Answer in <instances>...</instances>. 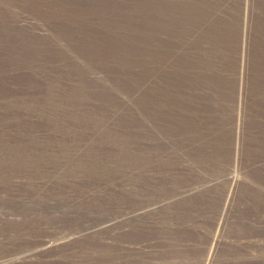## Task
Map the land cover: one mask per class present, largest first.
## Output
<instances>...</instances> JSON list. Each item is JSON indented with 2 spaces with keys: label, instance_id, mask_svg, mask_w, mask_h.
Segmentation results:
<instances>
[{
  "label": "rangeland",
  "instance_id": "374dc122",
  "mask_svg": "<svg viewBox=\"0 0 264 264\" xmlns=\"http://www.w3.org/2000/svg\"><path fill=\"white\" fill-rule=\"evenodd\" d=\"M0 264H264V0H0Z\"/></svg>",
  "mask_w": 264,
  "mask_h": 264
},
{
  "label": "trees",
  "instance_id": "16d2710c",
  "mask_svg": "<svg viewBox=\"0 0 264 264\" xmlns=\"http://www.w3.org/2000/svg\"><path fill=\"white\" fill-rule=\"evenodd\" d=\"M177 7L178 8H182V6L179 5V4H178ZM175 10H170L166 14V16H169V18L167 20H169V23H170L169 26H170V29L172 31L171 35H170L171 37H169L166 42H168V44L171 47H175V46L172 45V44H174L173 41L175 40V38H177L178 33H181V34L184 35V31H185V29H186V27L188 25L194 26L195 28L199 27V28H201V30L203 28L201 26L204 25V23H202V22L199 23V25H197V23H198L197 22V18H192L190 16H185L181 11H179V10L175 11ZM185 11H187V10L185 9ZM253 13L255 15H258L259 11L256 9ZM254 24H255L254 28L250 26L251 27L250 28V32L248 33V48H247V51H248V66L249 67L254 66L253 63L256 62L255 59L253 58L254 57V53H255V51H258L259 46L262 44V41L259 38V36L257 35V32L255 30L256 27H257V22L256 23L254 22ZM206 28H205V30H206ZM216 29H217V26L213 29V32H214V34L216 36H218V31H216ZM196 39H197V41L194 44V46L197 48L196 50H194V51L186 50L184 52H178V51L171 50L170 52H172V54L175 55L174 56L175 58L179 59V61L175 62V63H179V62H181V60L182 61L184 60V61L192 62L191 59L188 57V56H191L195 60V62L198 63L199 65L195 66L193 70L189 69L187 71H182L180 69V63H179L177 65H173V67H174L173 71L176 72L177 74L182 73V74H185V75H186V72H187L188 74H191V77L193 79L195 77L201 76V75L204 76V77L214 76L215 73L209 71V69L207 67L208 63L204 62L207 59V57L205 56V54L202 51H200L198 49L201 48L204 52L211 53V51H213L214 49H217V48L211 46L210 44L209 45H204V44H207V42H204V40H206V39H205V37L202 34H201L200 37L197 36ZM200 43L202 45L199 46ZM250 78H251V75H250ZM202 86L203 85H200L197 88H200ZM206 86H207L208 90L211 91L210 84L206 83ZM187 88L189 90L193 91L192 88H189V87H187ZM191 91H186L185 89H183L180 92L188 94V95H191L192 94ZM194 94L200 95L201 92L198 90L196 93L194 92Z\"/></svg>",
  "mask_w": 264,
  "mask_h": 264
}]
</instances>
